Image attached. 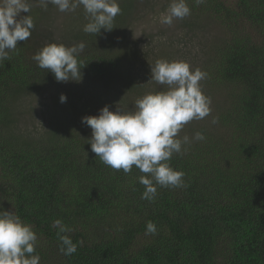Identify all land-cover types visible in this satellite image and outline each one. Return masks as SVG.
<instances>
[{
  "label": "trees",
  "instance_id": "trees-1",
  "mask_svg": "<svg viewBox=\"0 0 264 264\" xmlns=\"http://www.w3.org/2000/svg\"><path fill=\"white\" fill-rule=\"evenodd\" d=\"M187 3L222 32L208 45L205 71V85L220 91L208 116L217 131L189 123L180 131L179 138L199 131L205 139L173 155L169 163L185 173L186 186H157L154 202L141 199L138 169L125 174L100 162L70 110L48 133L18 134L10 99L57 89L58 82L32 59L40 49L28 53L30 40L0 61V208L33 226L40 263L264 264V0ZM119 6V16L129 12V4ZM32 9L33 17L42 13ZM81 32V73L87 81L112 80L119 58L93 55L87 46L98 35ZM57 219L77 244L71 256L59 250ZM148 221L155 235L145 234Z\"/></svg>",
  "mask_w": 264,
  "mask_h": 264
},
{
  "label": "clouds",
  "instance_id": "clouds-1",
  "mask_svg": "<svg viewBox=\"0 0 264 264\" xmlns=\"http://www.w3.org/2000/svg\"><path fill=\"white\" fill-rule=\"evenodd\" d=\"M206 0H194L196 6ZM37 6L47 10L49 5L59 12L75 11L83 6L88 23L83 31L97 35L102 29L111 31L115 17L121 13L117 0H36ZM27 13V15H22ZM29 0H0V61L9 58V52L17 49L18 41H27L35 28L30 15ZM191 15L187 0H170L159 22L172 26L175 21ZM83 42L73 46L49 43L42 47L32 59L41 69L51 72L57 82H80L81 69L85 66L79 55L84 50ZM151 65V79L164 90L149 92L138 98L134 110L124 111L117 107L111 111L108 105L98 115L84 116L81 122L91 129L87 139L91 151L100 162L125 174L133 167L143 175L138 177L144 186L141 199L154 202L157 186L164 188L185 187L183 171L175 170L169 161L174 154L183 155L193 140L203 141L202 132L193 137L180 131L193 120H202L211 113V98L203 93L200 82L207 73L200 68L193 69L183 60L157 59ZM67 97L60 96L65 103ZM213 118L212 123H217ZM57 229L60 252L71 256L77 251V244L67 235L71 229L61 220L53 222ZM154 222L146 223V235H155ZM38 236L33 226L24 222L14 211L0 208V264H40L36 251Z\"/></svg>",
  "mask_w": 264,
  "mask_h": 264
},
{
  "label": "rangeland",
  "instance_id": "rangeland-1",
  "mask_svg": "<svg viewBox=\"0 0 264 264\" xmlns=\"http://www.w3.org/2000/svg\"><path fill=\"white\" fill-rule=\"evenodd\" d=\"M29 2L30 15L35 23L28 39L30 47L27 46L31 56L53 42L66 46L81 42L86 44L87 40L81 32L88 23L83 6L72 12L61 13L52 5L45 10L37 6L36 0ZM117 3L129 4V12L122 16L117 15L113 22L115 27L111 31L102 29L90 47L87 46L93 55L105 51L119 58L115 77L107 82L97 78L87 81L82 73L80 82H58V88L55 87L57 89L49 86L40 95L37 90L28 95H17L14 100L10 99L13 127L18 134L37 138L40 134H45L44 132L48 133L52 122L55 119L64 122L63 119L67 116L65 111L70 110L73 127L81 135L90 138L91 129L81 122L82 117L98 115L105 105L111 111H115L117 107L124 111L134 110L138 98L149 92L165 89L166 86L150 81V64H154L157 59L183 60L193 69L207 70L208 45H212L222 33L212 18L191 13L183 20H177L172 26H168L161 24L159 18L165 13L170 0H117ZM32 7L39 8L42 13L39 12L38 17H33ZM205 82L207 79L200 82L203 93L211 98V104L215 106L214 100L218 98L220 91L215 86L205 85ZM61 94L67 97L65 103L60 102ZM51 115H54L53 119ZM68 120L69 118L67 124ZM189 124L193 127H207L211 132L217 131L216 125L208 116L202 120H193ZM187 126L188 124L182 130H187Z\"/></svg>",
  "mask_w": 264,
  "mask_h": 264
}]
</instances>
